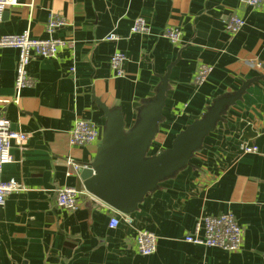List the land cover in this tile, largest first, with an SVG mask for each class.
<instances>
[{"label":"crops","instance_id":"1","mask_svg":"<svg viewBox=\"0 0 264 264\" xmlns=\"http://www.w3.org/2000/svg\"><path fill=\"white\" fill-rule=\"evenodd\" d=\"M0 23V33L57 37L67 45L56 57H35L28 66L33 82L15 89L19 51L0 49V115L13 130L27 134L13 140V160L5 164L3 182L16 180L0 212V264H264V3L259 8L241 0H19ZM232 15L245 19L237 33L225 26ZM53 16L65 24L53 33ZM137 17L150 33H132ZM182 32V42L163 35L166 27ZM115 33V40L107 36ZM127 59L116 75L111 58ZM213 67L207 81L197 83L200 65ZM75 67V71L71 68ZM171 67L158 132L148 154L171 147L176 135L202 118L216 98L252 82L229 105L201 149L157 189L124 215L89 193L80 177L96 157L99 143L70 144V130L85 119L98 128L106 123L97 99L120 109L125 128L136 123L145 102L156 96ZM256 145L257 152L244 146ZM74 159L81 170L67 165ZM81 191L79 208L56 203L58 189ZM232 212L244 227L242 248L235 252L187 242L203 215ZM120 224L112 228L110 220ZM157 235V249L142 255L138 230Z\"/></svg>","mask_w":264,"mask_h":264},{"label":"water","instance_id":"2","mask_svg":"<svg viewBox=\"0 0 264 264\" xmlns=\"http://www.w3.org/2000/svg\"><path fill=\"white\" fill-rule=\"evenodd\" d=\"M171 67L162 79L156 96L145 102L136 123L125 128L120 109H110L99 99L106 123L99 128L100 145L95 160L82 168L80 177L85 189L122 214L133 213L145 196L157 189L160 181L190 165L193 154L202 148L204 139L216 128L229 105L239 100L257 79L243 83L235 93L216 98L202 118L178 133L171 147L149 155L152 141L162 120Z\"/></svg>","mask_w":264,"mask_h":264},{"label":"built area","instance_id":"3","mask_svg":"<svg viewBox=\"0 0 264 264\" xmlns=\"http://www.w3.org/2000/svg\"><path fill=\"white\" fill-rule=\"evenodd\" d=\"M242 4L259 8L264 0H241ZM19 0H0V23L3 20L4 13L11 7L19 5ZM65 24L64 19L53 16L48 23V30L53 33L58 27ZM245 25V19L239 15H232L227 23L226 30L229 33H237ZM150 24L143 17H137L131 27L132 33H150ZM163 35L172 43L180 44L182 42V32L176 27H166ZM119 36L111 33L107 36V40L118 39ZM67 45V42L61 38L54 36L47 38L32 37L29 31L23 33H0V49L15 48L19 51V59L15 78V89L20 93L21 89L27 85H31L33 79L29 75L28 66L35 57L52 58L56 57L60 48ZM127 57L121 51H116L111 58V67L116 75L124 74V64ZM75 71V67L71 68ZM213 67L202 64L194 75V81L203 83L208 80ZM1 74V68H0ZM99 128L92 121L80 119L77 120L70 130V144L72 146H86L99 143ZM27 134L21 131L13 130L11 121L0 115V212L6 203L7 196L20 189L21 185L14 179L3 182L2 173L5 164L13 160L11 153L12 141L24 142ZM245 152H257L256 145L244 146ZM67 165L81 170L80 166L74 159L68 158ZM86 166V165H85ZM81 191L72 186H62L58 189L56 203L59 207L67 210H77L79 208V196ZM124 221L134 224V219L130 214H123ZM121 219L114 216L110 220V227L115 228L120 224ZM244 227L239 223L236 216L232 212H225L216 215L208 214L201 216L196 223L195 230L184 236V240L191 243L202 244L206 247H219L226 251L235 252L242 248L244 241ZM136 246L140 254L151 255L157 249V235L151 230L141 227L138 230L136 238Z\"/></svg>","mask_w":264,"mask_h":264}]
</instances>
